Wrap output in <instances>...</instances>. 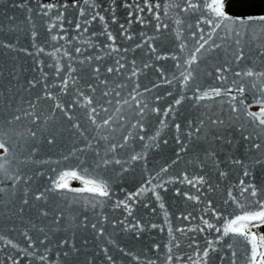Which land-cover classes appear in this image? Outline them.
Masks as SVG:
<instances>
[{
    "label": "water",
    "instance_id": "1",
    "mask_svg": "<svg viewBox=\"0 0 264 264\" xmlns=\"http://www.w3.org/2000/svg\"><path fill=\"white\" fill-rule=\"evenodd\" d=\"M212 2L148 0L153 6L149 11L144 0H0V45H4L0 46V140L4 142L0 145V157L5 155L6 148L12 166V171L5 172L2 178L11 180L16 190L22 192L25 184L23 180L17 184V179L31 176L29 187L33 189L22 215L18 209L23 197L17 196L11 208L0 217V258L5 264H12L9 257L14 258L16 264H41L39 257L45 254L48 258L43 264H169V253L179 257L171 264H204L203 250L208 248L209 242L215 249H209L210 264H250L253 244L257 256L254 233H249L250 243L239 234L225 235L224 228L237 215L264 211L261 206L264 204V168L252 165L254 159L264 156V150L258 153L249 148L250 144L264 145V126L259 125L261 117L248 115L259 113L252 108L254 105H264V96L260 95L264 91V25L254 23L247 29L238 25L241 35L231 34L227 40L222 39L226 28H219L212 40L225 46L213 48L209 53L207 49L213 47L209 41L198 52L205 43L201 36L206 38L213 31L211 24L197 27L198 22L206 18L216 20L208 7ZM47 4L53 7H44ZM191 4L196 5L195 10L189 9ZM97 12L105 17L104 21L98 16L92 19ZM249 16L256 15L243 17ZM227 31H231L230 27ZM109 32L115 36V42L107 39ZM237 39L239 47L235 44ZM110 44L112 48L108 47ZM229 44L231 48L227 47ZM77 48L81 49L80 53L76 52ZM241 51L242 58L236 60L235 54ZM157 56L169 58L157 59ZM90 57L100 59H88ZM121 58V62L127 61L124 74L108 73L107 68H117L116 61ZM195 58V62L189 64ZM85 60L87 62L82 63ZM133 60L138 72L145 64L151 66L138 77L126 79L134 70ZM189 67L195 77L188 82L191 91L182 80V74ZM217 68L221 71L217 72ZM249 70L259 75L247 76ZM137 83L143 93L139 99L148 105L142 130L133 127L141 119L138 101L133 100ZM121 84L125 87L120 88ZM154 84L159 87L145 91ZM88 85L97 86L95 93L87 89ZM197 85L201 90L197 96L215 88L221 90V95L194 99ZM241 85L246 89L242 94L238 91ZM112 89L119 95L115 92L108 97L102 95ZM181 90L187 98L176 105ZM81 93L92 98L91 106L86 105ZM125 100L129 103L125 104ZM57 104L64 108L75 104L68 109L74 119L66 118L64 108L53 111ZM170 106L172 110L166 115L164 110ZM93 108L98 110L99 131L91 122ZM153 108L160 111L153 112ZM33 111L34 115H28ZM201 120L204 125L197 143L186 133L190 121L195 122L192 128L195 131ZM212 120L223 123L213 125ZM77 121L89 137H107L99 142L100 156L95 155V149L72 154L73 143L77 147L84 146L68 131ZM177 124L181 126L179 132ZM129 133H134L135 139L124 147ZM49 135L56 138L52 145L47 143ZM141 136L145 137L143 141L139 139ZM178 137L184 143L189 141L186 144L191 150L181 151ZM152 138L155 144L145 151L144 145L151 143ZM113 144L121 147L108 158L120 159L122 164L97 169L96 164L103 163L104 153L110 151ZM192 145L201 149V160L202 149L209 145L215 148L218 165L193 164ZM37 146L38 150L33 153ZM136 153H143V158L123 163ZM233 160L241 163L234 164ZM81 162H84L83 168L79 167ZM164 168L167 172L161 171ZM246 170L248 175H245ZM65 172H76L75 177L82 181L104 180L110 185L109 197L93 200L95 193L73 191L84 187L69 186L55 190L46 202L33 198L37 189L52 188ZM220 172L225 175L221 177ZM185 174L189 179L202 175L205 183L193 187L181 182ZM148 180L152 183L147 184ZM169 180L175 182L167 183L166 191L160 189L161 201L146 190L129 201L131 215L123 205L116 206L142 186L150 189L152 184ZM241 181L245 187L255 186L258 195L252 197L250 191L242 194ZM3 186L10 188L11 184L5 182ZM11 191L9 189L5 199L10 197ZM230 191L235 199L229 196ZM185 193L200 199H189ZM42 209L48 212L47 216L41 215ZM58 216L61 219L57 221ZM185 216L190 218L186 220ZM204 220L214 227L208 229ZM137 221L141 222L143 230H136ZM93 224L97 225L95 229ZM201 228L204 231H200ZM61 241L67 244L61 246ZM12 244L17 247L13 248ZM230 244L233 247L229 248ZM28 250L32 256L24 254Z\"/></svg>",
    "mask_w": 264,
    "mask_h": 264
},
{
    "label": "snow or ice",
    "instance_id": "2",
    "mask_svg": "<svg viewBox=\"0 0 264 264\" xmlns=\"http://www.w3.org/2000/svg\"><path fill=\"white\" fill-rule=\"evenodd\" d=\"M144 3L148 6L149 11H151L153 6L148 4V0H144ZM20 6L23 7V5H20ZM44 7L48 8V9H51L53 7V5L52 4H47ZM156 7H159V6L156 5ZM208 7L211 9V12L214 13V16H215L216 20L214 21L211 18H206V19L198 22L197 27H199L200 25L211 24L212 25V29H213V31L208 33V36L206 38L201 36V39H203L205 41V43L200 45V48L197 49L198 52L203 50L205 48V45L209 41H211V43L213 45V47H209L207 49V51L209 53H211L213 51V48L219 49L220 47L225 46V45H217L215 43V41L212 40V36H213L214 32L217 29H219V28H226L225 37H223L222 39L227 40L229 35H231V34H235L237 37H239L241 35V33L239 31H237V29H239V27H237L238 25H243L244 29H247L249 25H252L254 23L255 24H259V25H264V14H260V15H256V16H249V17H238V18L235 17V18H233L227 12V0H213V2L210 5H208ZM189 9L190 10H195L196 9V5L195 4L189 5ZM139 10L142 12L144 9L141 8ZM29 11H31V10H29ZM81 14L83 15V12ZM131 15H132V13H129L130 17H131ZM97 16H98V18L101 21L105 20V17L103 15H99L98 12L93 15L92 19L95 20L97 18ZM11 19L12 18H9L10 22H11ZM113 21L115 22V17H113ZM226 25H227V27H226ZM76 27H77V29H80L81 25L79 23H77ZM228 27H230V29H231L230 32L227 31ZM33 35H35V33H33ZM194 35H196V34L194 33ZM130 38L131 37H129V39ZM53 39H56V37H53ZM107 39L109 41L115 42V36L112 35L110 32L107 33ZM235 44L239 47L240 46V40L237 39L235 41ZM0 46H4V45H0ZM108 47L112 48V45L110 44ZM227 47L231 48V44L227 45ZM113 50L115 51V49H113ZM125 51H127V50H125ZM76 52L80 53L81 49L77 48ZM242 56H243V52L242 51L239 54H235L236 60H240L242 58ZM167 58H169V57L168 56H157V59H167ZM170 58H172L174 60L177 59L176 56H171ZM88 59H97L98 60V59H100V57H90ZM122 59L123 58L118 59L116 61L117 66H118L117 68L109 67V68H107L106 71L108 73L119 72L121 75H123L124 71H125V68H126V65H127V61L121 62ZM196 59L197 58L192 59L189 62V64L194 63ZM86 62H87V60L83 61L82 63H86ZM150 66L151 65L145 64V65H143V67L138 72V71L135 70L136 69V62L133 60L132 67H133L134 70L131 72V74L129 76L126 77V79H133L135 77H138L140 72H143L146 68H148ZM56 71H57V73H59L60 69L57 68ZM73 71H75V70H73ZM95 71L98 73L99 72V67H97V69H95ZM160 71H161V75H164L163 70H160ZM216 71L220 72L221 69L217 68ZM237 75H239V73H237ZM246 75L247 76H253V75H259V74L258 73H254L253 71L249 70L246 73ZM220 78L221 77H218V79H220ZM194 79H195V77L193 76V71L189 67L186 70V73L182 74L183 84L187 88L188 91L192 90V86L189 85L188 82H189V80H194ZM103 83L106 84L107 82L105 81ZM165 83H172V81L165 80ZM29 84H30V86H33L32 82H29ZM234 86H235V84H234ZM96 87H97L96 85H88L87 89L89 91L95 93ZM119 87L123 88V87H125V85L121 84ZM157 87H159V85L158 84H154L152 89H145V91H152V90H154ZM245 90L246 89L242 85L238 87V91L241 94ZM200 91H201L200 87H199V85H197L196 88H195V92L193 94V98L194 99L203 100L204 98L210 97V96H213V95L214 96H220L221 95V90L219 88H215L211 92L204 91V92H202L201 95L197 96L196 93L200 92ZM114 92H115V94L117 96L119 95V93L116 92L115 89H112V90H110L108 92H105L102 95L104 97H108V96L112 95ZM133 92L135 93V95L133 96V100L138 101V108H139L138 114L141 117L140 121L136 125H134L133 127L142 130L143 129V116L146 113V111L148 110V105H147L146 101L139 99L140 97L143 96V93H141L139 91V84L138 83L134 87ZM170 94L171 93H169V95ZM49 95H50V93H49ZM81 95H82L83 100L86 101V105L87 106H91L92 105V98H90L87 95H83L82 93H81ZM260 95L264 96V91H261ZM180 96H181V98L175 100V104L176 105L181 104L182 100L187 98L186 93H185L184 90H181ZM79 98L80 97L78 96L77 101H79ZM156 99L159 100L160 97L157 96ZM233 99H235V97H233ZM259 102L260 101L257 100V103H259ZM124 103L128 104L129 102H128V100H125ZM30 106H32V105H30ZM74 106H75V104L71 105V106H68V108H64L63 105L57 104L56 105V109H53V111H55L57 109L64 108V112L66 114V118L69 121H71V120L74 119V117L71 116L70 114H68V109L71 108V107H74ZM171 110H172L171 106H170L169 109H165L164 110L165 114L167 115L168 112L171 111ZM232 110L233 111L235 110V106H233ZM152 111L158 113L160 111V109L159 108H153ZM97 112H98L97 108H93L92 109L91 117L93 119L91 120V122L94 125V127H97V131H99V127L97 126L98 125ZM34 114H35L34 111L32 113H28V115H34ZM248 115L252 116L254 118L255 117H261L259 119V125L260 126H264V107L260 108L259 113H249ZM18 118L19 117H17V119ZM110 122H111V119L107 121V123H110ZM161 123H163V121ZM194 123L195 122H193V121L189 122V125H188L189 131L186 133V135L190 139H195L197 141V143H198L199 142V133H200L201 128L204 125V121L201 120L199 122V124L196 125L195 131H192ZM211 123L213 125H216V124H222L223 121L212 120ZM180 127L181 126L179 124L176 125V129H177L178 132H179ZM68 131L72 134V136L74 138H79L81 143L84 145L83 147H77L76 144L73 143V146H72V154L73 155H77L79 153H83V152H87V151H93L95 149V150H97V151H95V155L96 156H100V153L98 151V149H99L98 145H99V142H100L101 139L107 140L106 136L105 137H98V136L89 137L87 132L81 126L79 121H77L76 123L72 124L71 127L68 129ZM31 134H32L33 139H35L36 132L33 131ZM158 134L159 133H157V135ZM218 138L219 137H214V139H218ZM134 139H135V134L134 133H129V135L126 136L125 139H124L125 144L122 145V146L126 147L127 143L130 140L134 141ZM139 139L141 141H143L145 139V137L141 136ZM205 139L207 140V133L205 135ZM245 139L246 140H250L251 138L250 137H245ZM55 142H56V138H55L54 135H49L47 137V143L49 145H52ZM177 143H180L182 145L181 151H184L188 147V145L185 144L179 137L177 138ZM154 144H155V138H152V142L151 143H149L147 145H144V150L147 151V149L151 148ZM0 145H4V142L2 140H0ZM118 147H121V145L113 144L111 146L110 151L104 153V161H103V163H97L96 164V168L99 169L101 166L107 167L109 164H116V165L122 164V161L120 159L112 160V159L108 158L109 154L115 152ZM249 148H250V150H254V151L259 153V152H262V150H264V145L259 144V143L250 144ZM37 150H38V146H37V148L33 149V153H35ZM192 151L195 154L194 158H193V161H192L193 164H196L197 162H199V164L202 167H207L208 164L211 163L213 167H216L218 165V163H219V161L216 159V149L212 148L211 145H209L208 148L202 149V151L204 152V156H203L202 160L199 159V154H200L201 149H198L197 147L193 146L192 147ZM177 155L179 156V153H177ZM65 158L67 159V157H65ZM142 158H143V153H136L135 155H133L131 157L130 161H124L123 163L130 164L132 161H137V160H140ZM83 163L84 162H81V165H79L80 168H83ZM233 163L234 164H239V163H241V161L233 160ZM252 165L253 166L259 165L262 168H264V156H262L261 158L254 159L252 161ZM11 171H12L11 161H9V159L7 157V150L5 148V155L0 157V217H3L5 215L6 210H9L11 208L12 202L16 199L17 196H22L23 197V199L20 201L21 206L18 209V211L22 215L23 214V210H24V206L29 203L28 197L30 195H32V192H33V189L29 187V185L32 182V177L31 176H20L17 179V184L19 183L20 180H23V182L25 184V187H24L22 192L16 190V188L13 185L11 180L5 181L2 178L5 172H11ZM161 171L162 172H167V168L161 169ZM85 174H87V173H85ZM248 174H249V172L246 170L245 171V175H248ZM68 175H71V176L75 177L76 176V172H71V173L65 172V173H63L62 176H61L60 181L56 182L52 188H45L44 190L37 189L36 190V194H35V196L33 198L37 202H40V201H45L46 202L50 198V196L55 192V190L68 188L69 185L66 182H64V179H63L64 177H66ZM224 175H225V173L220 172V176L221 177H223ZM158 176H159V173H157V177ZM5 182H8L9 184H11V187L10 188L9 187H4L3 185H4ZM82 182L86 185V187H84L82 189H73V191H77V192L86 191V192L95 193L96 196L93 197V200H95L97 197H104V198L109 197V195H110V185H109V183L105 182L104 180H102V179H99V180H83ZM174 182L175 181L169 180V181H167L165 183H161V184H158V185L157 184H152V187L150 189H145L142 186V188L140 190H138L137 193H135V194L130 193L129 196H128V199L123 200V201H119L116 206L120 207L121 205H123L125 210H129V215H131L129 201L132 200L135 195H140L142 192L147 190V191H150L155 196V199L157 201H161L162 197H161L160 189H164L166 191L167 190L166 189V184L167 183H174ZM181 182H187L188 184L192 185L193 187H196L198 184L205 183V178H204V176L201 175V176L193 177L192 179H189L188 175L185 174L184 175V179ZM146 183L147 184H151L152 181L148 180V181H146ZM209 184H210V181H209ZM88 185H91V186H88ZM240 187H241V193L242 194L244 192L250 191L252 197H256L258 195V192H257V189H256L255 186H251L250 185L248 187H245L244 186V182L241 181L240 182ZM9 189H12L11 195L7 199H5V197L8 195ZM177 194H179V189H177ZM185 195L188 196L187 193H185ZM229 196L233 197V193L231 191L229 192ZM188 198L189 199H193V200L200 199L199 196H188ZM233 199H235V197H233ZM209 203L211 204V201H209ZM225 203H227V201ZM261 206H262V208H264V204H262ZM145 207H147V205H145ZM160 207L163 208L164 204L161 203ZM41 215L47 216L48 212L46 210L42 209L41 210ZM183 218L187 220L190 217L189 216H185ZM258 218L264 219V211H260L258 213H248V214H245V215H237V216H235L234 219H231L230 222L225 225L224 234L227 235L229 232L235 233V234H239L242 237H244V239L249 240V242L251 243V240L249 239V233L245 230L246 229V225L243 224V223H240V222L241 221H251V220L258 219ZM59 219H61V217L58 216L57 217V221ZM53 222L55 223L56 221H53ZM140 223H141L140 221H137V224H136V230L137 231L143 230L140 227ZM203 223L208 229H212L214 227V225L212 223H209L207 220H204ZM84 224H85V226L87 225V220L84 221ZM92 227H93V229H95L97 227V225L93 224ZM129 227H131V226H129ZM152 227L155 228L156 225L153 224ZM199 230L200 231H204L203 228H201ZM41 231H43V229H41ZM217 231H219V230L217 229ZM0 238H2V237H0ZM41 243H43V242H41ZM66 244H67V241H61V246L66 245ZM12 247L16 248L17 246L15 244H12ZM189 247H191V245ZM228 247L231 248V247H233V245L230 244V245H228ZM209 249H212V243L211 242H209L208 248H205L203 250V257L205 258L204 264H210V261L207 259L209 257ZM212 250L214 251L215 249H212ZM24 254L28 255V256H32L33 255L31 250H28V251L24 252ZM64 255L65 256H69L70 253H64ZM255 257H256V248H255V244H253V247H252V259H251L250 264H256ZM260 257H261L260 264H264V253H260ZM47 258H48L47 254L41 255L39 257V259L41 261V264H43V261H45ZM9 259H12V264H16V260L14 258L9 257ZM108 259L111 261L112 257L109 256ZM167 259L169 261V264H171V261L173 259H177L178 260L179 257H174L173 254L169 253L168 256H167ZM198 259H199V257H198ZM221 259L223 260V257H221ZM0 264H5V261H4L3 258H0Z\"/></svg>",
    "mask_w": 264,
    "mask_h": 264
},
{
    "label": "trees",
    "instance_id": "3",
    "mask_svg": "<svg viewBox=\"0 0 264 264\" xmlns=\"http://www.w3.org/2000/svg\"><path fill=\"white\" fill-rule=\"evenodd\" d=\"M227 12L234 15L244 13L264 14V0H227ZM72 184H77L76 180H71Z\"/></svg>",
    "mask_w": 264,
    "mask_h": 264
},
{
    "label": "rangeland",
    "instance_id": "4",
    "mask_svg": "<svg viewBox=\"0 0 264 264\" xmlns=\"http://www.w3.org/2000/svg\"><path fill=\"white\" fill-rule=\"evenodd\" d=\"M229 13V12H228ZM231 14V13H229ZM233 16H236L234 14H231ZM238 16H248V13H244V14H241V15H238ZM261 31V30H260ZM260 35H261V32L259 34V38H260ZM214 100V99H213ZM147 129V128H146ZM189 141H187L186 143H188ZM185 143V144H186ZM193 146V145H192ZM188 149H190L189 147H187ZM191 150V149H190ZM236 150V149H235ZM190 158V157H189ZM189 162V161H188ZM175 166V165H174ZM70 178L69 176L66 177L64 179V182L67 183V179ZM80 183V185H76L77 187H84V183L82 181H78ZM261 184V183H260ZM88 186H91V185H88ZM246 201V200H245ZM257 205V204H256ZM252 213V212H251ZM264 219L260 218V220L258 219H255V220H252V222L248 221L249 223H251V225L253 226L252 229L254 230V233L257 234L258 236V239H259V246H260V242H261V253H264V222L263 223H260L258 224V222H261L263 221ZM254 222H256V225L254 226ZM240 223H243L244 224V221H241ZM261 230V232H260ZM256 258H258V256H256Z\"/></svg>",
    "mask_w": 264,
    "mask_h": 264
},
{
    "label": "bare ground",
    "instance_id": "5",
    "mask_svg": "<svg viewBox=\"0 0 264 264\" xmlns=\"http://www.w3.org/2000/svg\"><path fill=\"white\" fill-rule=\"evenodd\" d=\"M226 55V54H225ZM261 107H264V105H261V104H256L254 105L252 108H254L256 111H260V108ZM237 134H240V132H236ZM233 138V137H232ZM260 140V138H259Z\"/></svg>",
    "mask_w": 264,
    "mask_h": 264
}]
</instances>
